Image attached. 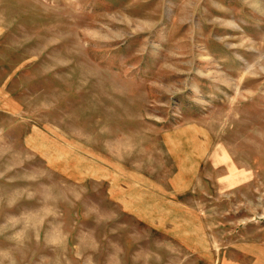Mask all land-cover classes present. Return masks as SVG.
<instances>
[{"label":"rangeland","instance_id":"1","mask_svg":"<svg viewBox=\"0 0 264 264\" xmlns=\"http://www.w3.org/2000/svg\"><path fill=\"white\" fill-rule=\"evenodd\" d=\"M0 264H264V0H0Z\"/></svg>","mask_w":264,"mask_h":264}]
</instances>
